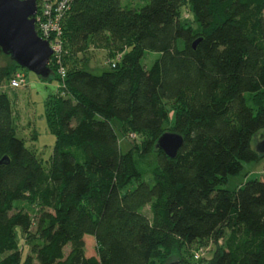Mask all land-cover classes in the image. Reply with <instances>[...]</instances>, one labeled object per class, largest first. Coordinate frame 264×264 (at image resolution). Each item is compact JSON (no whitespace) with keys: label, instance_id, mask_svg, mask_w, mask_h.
Listing matches in <instances>:
<instances>
[{"label":"trees","instance_id":"obj_1","mask_svg":"<svg viewBox=\"0 0 264 264\" xmlns=\"http://www.w3.org/2000/svg\"><path fill=\"white\" fill-rule=\"evenodd\" d=\"M141 1L71 3L65 76L54 58L38 76L59 81L44 102L55 136L46 166L16 136L0 91V264H164L173 247L182 262L204 241L212 255L193 264H264V178L226 187L263 155L254 140L264 138V0ZM184 4L195 29L180 19ZM90 39L113 45L115 58L127 51L101 72L68 67L66 49ZM147 50L159 53L148 68ZM1 56L9 84L25 69ZM166 130L182 136L172 158L156 146ZM118 131L142 138L122 152Z\"/></svg>","mask_w":264,"mask_h":264},{"label":"rangeland","instance_id":"obj_2","mask_svg":"<svg viewBox=\"0 0 264 264\" xmlns=\"http://www.w3.org/2000/svg\"><path fill=\"white\" fill-rule=\"evenodd\" d=\"M122 5H129L133 7H140L144 2L141 0H122ZM180 19L186 26H191L194 29L197 27V23L194 17L191 15L188 7L185 4L181 8ZM113 45L107 43L105 40L90 39L80 46H72L67 48L68 55V67H86L94 72H101L105 68L113 67L115 57H113ZM119 54H124L127 51L126 47H123ZM117 53V52H116ZM115 53V54H116ZM159 56V53L151 50H147L143 53L140 62L145 67H150L153 61ZM8 58L0 57V64L7 61ZM9 60V59H8ZM25 74V83L21 87L11 88L7 82L0 84V91H6L12 105L14 123L16 126V136L23 139L25 145L33 150L37 157H39L43 164L46 166L49 163V159L52 154V149L55 143V136L49 129L44 110V102L46 97L57 91L59 86L58 80H42L36 74L28 70H22ZM64 94V93H62ZM173 111H170V120L172 118ZM118 124V128H119ZM170 130H166L169 132ZM142 137L135 133L128 132L127 135H122L118 131V140L122 152H126L130 144L139 142ZM263 140V137L259 135L254 140V147L257 149L258 143ZM262 154V153H261ZM264 155V153H263ZM257 161L243 162L242 171L234 176H228V182L226 187L232 189L235 186L243 183L246 179L252 178H264V156ZM37 207V206H36ZM147 211V208L145 209ZM34 231V227H32ZM18 249L22 253L23 258L25 255L30 254V240H27L23 233H18ZM91 236L85 237L88 254L95 253V242ZM89 239V240H88ZM199 245V246H198ZM187 247L186 256L185 250H182V255L187 260L181 262V255L176 247H173L170 253L165 256L164 264L180 261L182 264H193V256L195 254L200 255V260H208L212 255L213 245L211 241H204L201 244ZM86 250V252H87ZM65 253L69 251V245L65 247ZM199 262L196 263H200ZM201 260V261H202Z\"/></svg>","mask_w":264,"mask_h":264},{"label":"water","instance_id":"obj_3","mask_svg":"<svg viewBox=\"0 0 264 264\" xmlns=\"http://www.w3.org/2000/svg\"><path fill=\"white\" fill-rule=\"evenodd\" d=\"M36 12V0H0V50L19 67L44 78L50 74L52 49L36 32ZM196 43L197 40L193 47ZM181 144V135L166 132L158 138L156 146L172 158ZM257 150L264 153V138L258 143Z\"/></svg>","mask_w":264,"mask_h":264},{"label":"built area","instance_id":"obj_4","mask_svg":"<svg viewBox=\"0 0 264 264\" xmlns=\"http://www.w3.org/2000/svg\"><path fill=\"white\" fill-rule=\"evenodd\" d=\"M73 0H36L37 12L35 15V29L38 36L47 40L52 49L54 61L58 64V71L61 77L65 76L64 67L61 64V58L64 53L63 28L62 22L66 12L69 10ZM121 54H117L115 60L119 59ZM115 65L112 63V66ZM25 74L17 71L9 81L11 88H18L24 85ZM197 259L199 254H195Z\"/></svg>","mask_w":264,"mask_h":264}]
</instances>
